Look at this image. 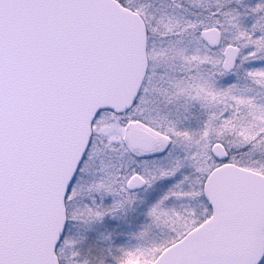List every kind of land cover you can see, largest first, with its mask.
Masks as SVG:
<instances>
[{"label": "snow or ice", "instance_id": "6c2138e0", "mask_svg": "<svg viewBox=\"0 0 264 264\" xmlns=\"http://www.w3.org/2000/svg\"><path fill=\"white\" fill-rule=\"evenodd\" d=\"M136 259L264 264V0H0V264Z\"/></svg>", "mask_w": 264, "mask_h": 264}, {"label": "rangeland", "instance_id": "374dc122", "mask_svg": "<svg viewBox=\"0 0 264 264\" xmlns=\"http://www.w3.org/2000/svg\"><path fill=\"white\" fill-rule=\"evenodd\" d=\"M124 211H125L126 214L129 215V216H132V215H133V213H131V212L127 211V210H124ZM130 264H139V261H138V259H136V260H131V261H130Z\"/></svg>", "mask_w": 264, "mask_h": 264}]
</instances>
